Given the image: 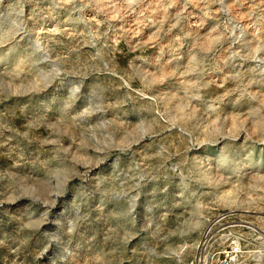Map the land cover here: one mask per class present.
<instances>
[{
	"label": "rangeland",
	"instance_id": "obj_1",
	"mask_svg": "<svg viewBox=\"0 0 264 264\" xmlns=\"http://www.w3.org/2000/svg\"><path fill=\"white\" fill-rule=\"evenodd\" d=\"M0 264H264V0H0Z\"/></svg>",
	"mask_w": 264,
	"mask_h": 264
},
{
	"label": "built area",
	"instance_id": "obj_2",
	"mask_svg": "<svg viewBox=\"0 0 264 264\" xmlns=\"http://www.w3.org/2000/svg\"><path fill=\"white\" fill-rule=\"evenodd\" d=\"M239 250H240L239 243L237 241H233L229 246L228 254L229 256L236 255L239 252Z\"/></svg>",
	"mask_w": 264,
	"mask_h": 264
},
{
	"label": "bare ground",
	"instance_id": "obj_3",
	"mask_svg": "<svg viewBox=\"0 0 264 264\" xmlns=\"http://www.w3.org/2000/svg\"><path fill=\"white\" fill-rule=\"evenodd\" d=\"M135 28H137V27H135ZM131 29H133V27L131 26Z\"/></svg>",
	"mask_w": 264,
	"mask_h": 264
}]
</instances>
